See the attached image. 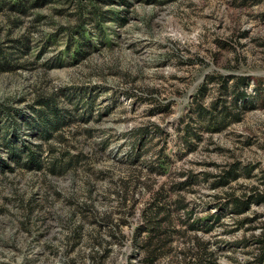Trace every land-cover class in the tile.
Returning a JSON list of instances; mask_svg holds the SVG:
<instances>
[{
    "label": "rangeland",
    "instance_id": "obj_1",
    "mask_svg": "<svg viewBox=\"0 0 264 264\" xmlns=\"http://www.w3.org/2000/svg\"><path fill=\"white\" fill-rule=\"evenodd\" d=\"M0 158V264H259L264 203H217L264 191V0H0ZM157 194L170 241L147 262Z\"/></svg>",
    "mask_w": 264,
    "mask_h": 264
},
{
    "label": "trees",
    "instance_id": "obj_2",
    "mask_svg": "<svg viewBox=\"0 0 264 264\" xmlns=\"http://www.w3.org/2000/svg\"><path fill=\"white\" fill-rule=\"evenodd\" d=\"M92 13L95 14L98 18L102 16V13L98 7L92 8ZM245 78H238L236 83L238 85L246 84ZM243 93H237L236 97H242ZM53 97H47L43 98L41 100H38V104L44 108H47L46 111L43 110H34L36 112V118L38 123L43 128V135L45 138H47L50 135V132L55 129L57 126H59L63 121V115L60 114V111H58L55 103L53 102ZM226 107V106H224ZM225 110V109H224ZM231 114V115H230ZM225 116V113L223 117ZM230 120L225 121L222 126L223 128L227 126L232 120L238 121L240 120V111L234 110L231 113H229L228 108L226 107V117ZM10 147V154L12 157L20 159L21 149H27L26 153V161H24L22 164L25 165L27 168H34V169H41L43 166V162L40 159V153L34 150H29L26 146H22L18 149L14 146ZM15 160L16 164H19L18 160ZM63 159V153H60L58 156L53 157L52 160L49 161V165L47 166V170L50 173H56L61 171V168H66L68 166H71L73 161L71 159L62 160ZM4 167H8V164L0 158V168L3 169ZM241 168L238 163L231 164L229 170H224L222 174H220L218 181L216 184H227L230 180H235L237 177L241 174L240 173ZM246 171V170H245ZM152 203L148 205V207L144 210L143 213L139 217L136 218V223L134 224V227L132 229V241L134 245L140 246L142 250L145 252L144 260L147 262L153 261L155 258H157V253L159 250L161 251L166 244L170 241V238L168 235H166V229L162 228V223L168 219V215L165 213L163 216H160V208L162 207H156L155 211H153V206H158V202L161 201V198L157 194ZM225 203H217L221 204L219 206H226V208H229L234 213H241L248 209L251 203H264V191L262 192H254L249 194H244L242 197L236 196L233 193H227L226 201ZM182 206V205H181ZM191 212H189L190 214ZM218 216L215 217V219L218 220ZM191 226H194V223L191 224ZM210 225L207 224V228H209ZM206 228V229H207ZM143 231L148 232V237L144 240H141V233ZM182 235H184V232H181ZM194 243H200L198 237L194 236ZM260 244V251L256 255V262L259 264H264V234L260 237L259 240ZM159 251V252H160ZM205 251V250H204ZM190 252V251H189ZM191 253V252H190ZM198 258V257H197ZM196 258V259H197ZM200 262H203V259H198ZM203 264V263H201Z\"/></svg>",
    "mask_w": 264,
    "mask_h": 264
}]
</instances>
